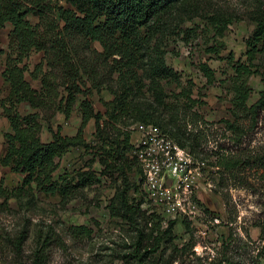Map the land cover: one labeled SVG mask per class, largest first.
Listing matches in <instances>:
<instances>
[{"label":"rangeland","instance_id":"obj_1","mask_svg":"<svg viewBox=\"0 0 264 264\" xmlns=\"http://www.w3.org/2000/svg\"><path fill=\"white\" fill-rule=\"evenodd\" d=\"M263 16L264 0H179L159 12L152 24V44L163 51L173 72L159 79V96L143 78L141 91L129 101L148 111L153 120L129 116L124 125L103 114V126L111 136L116 135L114 127H120L119 140L129 134L131 148L126 155L131 166L125 162L123 167L128 182L137 188L129 189L128 197L141 198L144 212L133 219L123 214L114 197L122 173L103 170L101 142L90 119L84 127L88 145L70 147L57 158L53 178L64 184L62 176L73 184L79 172L93 171L97 181L69 187L64 196L30 189L0 196V264H264V111L252 117L246 107L235 104L234 91L239 82L251 87L248 106L264 90V41L252 60V73L237 75L232 67L237 59L249 63L246 38ZM28 18L38 19L33 14ZM9 29L7 24L0 28V47L5 49L0 70L7 53L14 52ZM85 40L77 32L70 35L76 59L100 86L92 90L93 106L104 113V101L112 99L111 90L119 87L117 73L109 60L99 56L100 44ZM42 56V51H31L23 62L31 69ZM200 62L215 71V80H206ZM25 75L32 86L40 85L28 71ZM82 75L87 78V73ZM8 90L0 76V98ZM18 109L27 112L31 107L22 102ZM39 112L43 140L51 138L49 127L60 124L62 133L73 134L80 122L78 102L68 118L52 107ZM150 124L189 164L182 173L180 164L175 168L160 163L157 178L161 184L172 178V186L180 185L197 203L190 215L164 214L159 207L151 210L143 204L146 163L139 157L136 139L140 126ZM8 129L0 106V156L6 148L3 132ZM173 130L184 137L177 140ZM160 147L157 142L153 148ZM22 177L0 164L2 186L12 190Z\"/></svg>","mask_w":264,"mask_h":264},{"label":"trees","instance_id":"obj_2","mask_svg":"<svg viewBox=\"0 0 264 264\" xmlns=\"http://www.w3.org/2000/svg\"><path fill=\"white\" fill-rule=\"evenodd\" d=\"M176 1L179 0H0V28L11 25L8 37L9 44L14 46V52L7 53L4 67L0 70V76L9 86L7 95L0 98V106L9 124V129L3 132L6 148L0 156V164L23 174L21 184L12 190L0 183V196L23 193L24 189L64 196L69 187L96 182L93 171L79 172L73 184L62 176L59 177L65 181L64 184L53 178L58 167L57 158L70 147L88 145L84 127L93 119L94 135L100 140L99 147L104 155L101 159L105 164L103 170L122 173V184L114 197L123 214L133 219L144 212L140 207L141 198L128 197V190L132 188L136 191L137 188L134 182H128L123 167L125 162L128 163L126 151L131 148L129 134L126 132L119 140L117 136L122 134L120 127H114L116 135L111 136L103 126V114L124 125L128 124L129 116L133 117L132 120H153L148 111L129 104V101L133 94L141 91L143 78L149 79L148 88L159 96V79L173 72L165 63L163 51L152 44L155 32L152 24L159 12ZM28 14L36 15L37 21L31 22ZM73 32L81 34L86 42L97 41L101 46L99 56L109 60L117 73L119 87L111 90L112 99L104 101V113L93 106L90 98L92 90L95 88L98 91L100 86L75 57L76 51L70 41ZM263 41L264 16L257 20L246 38L245 55L249 63L237 59L232 64L237 75L253 72L252 60ZM31 51H42L43 56L30 69L23 60ZM4 52L5 49L0 47V54ZM198 67L208 82L215 80V71L206 62H200ZM26 71L32 79L39 80L38 87L31 85ZM84 72L87 78L83 77ZM88 79H91L90 85L87 84ZM189 86L190 91L192 84ZM234 91L235 104L246 107L252 117L264 111V90L248 106L246 102L251 87L239 82ZM187 97L191 104L195 103L190 93ZM22 102L27 103L31 110L21 112L18 104ZM76 102L80 114L76 131L64 134L60 124H56L55 129L49 127L51 138L43 140L39 134V109L52 107L68 118ZM171 133L177 140L184 137L178 130ZM180 143L186 145V142ZM79 227L85 229L83 225Z\"/></svg>","mask_w":264,"mask_h":264},{"label":"built area","instance_id":"obj_3","mask_svg":"<svg viewBox=\"0 0 264 264\" xmlns=\"http://www.w3.org/2000/svg\"><path fill=\"white\" fill-rule=\"evenodd\" d=\"M139 134L136 139L138 146L139 157L146 163L144 189L146 195L143 204L146 209L159 207L164 214L182 213L190 215L198 209L197 203L190 199L186 192L179 186H172V178L170 184H161L157 176L160 172V163H166L170 166L180 164L182 173L187 171L189 164L185 161V157H179L175 152V147L172 146L158 128L153 125H142L139 129ZM161 143L159 150L155 151L156 143ZM169 179V178H168Z\"/></svg>","mask_w":264,"mask_h":264},{"label":"water","instance_id":"obj_4","mask_svg":"<svg viewBox=\"0 0 264 264\" xmlns=\"http://www.w3.org/2000/svg\"><path fill=\"white\" fill-rule=\"evenodd\" d=\"M170 182H171V180H170V179H168V180L166 181V183H167V184H170Z\"/></svg>","mask_w":264,"mask_h":264},{"label":"crops","instance_id":"obj_5","mask_svg":"<svg viewBox=\"0 0 264 264\" xmlns=\"http://www.w3.org/2000/svg\"><path fill=\"white\" fill-rule=\"evenodd\" d=\"M7 25H9V28L11 27V25H10V24H7Z\"/></svg>","mask_w":264,"mask_h":264}]
</instances>
